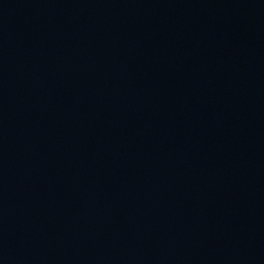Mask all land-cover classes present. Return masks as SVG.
<instances>
[{
	"label": "water",
	"instance_id": "water-1",
	"mask_svg": "<svg viewBox=\"0 0 264 264\" xmlns=\"http://www.w3.org/2000/svg\"><path fill=\"white\" fill-rule=\"evenodd\" d=\"M0 264H264V0H0Z\"/></svg>",
	"mask_w": 264,
	"mask_h": 264
}]
</instances>
